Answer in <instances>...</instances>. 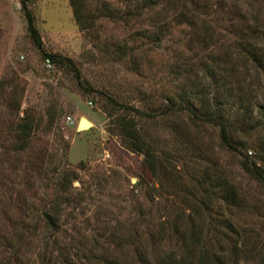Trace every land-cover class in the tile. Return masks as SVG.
<instances>
[{
	"label": "rangeland",
	"instance_id": "obj_1",
	"mask_svg": "<svg viewBox=\"0 0 264 264\" xmlns=\"http://www.w3.org/2000/svg\"><path fill=\"white\" fill-rule=\"evenodd\" d=\"M87 1L97 12L101 0ZM107 1L119 9L118 16L98 15L88 31L75 21L69 0H30L44 49L70 57L76 74L44 58L28 35L19 0H0V233L15 228L8 216L37 218L52 200L63 207L61 242L71 235L98 234L103 239L102 233L140 230L172 218L182 208L180 198L192 197L190 186L204 165L198 164L202 154L195 147L200 137L215 162L210 164L232 180L252 206L251 212L234 214L227 207L218 209L262 238V250L264 184L241 169L237 154L221 146L216 127L193 125L175 106L173 112L166 110L167 96L184 84L179 79L188 61L193 59L200 73L206 69L200 65L206 50L188 44L193 28L177 23L169 11V29L154 44L143 29L154 30L163 2L145 8L141 19L126 20L124 11L131 4ZM207 1L198 24L210 23L208 41H217L218 52L234 50L236 55L238 41L247 38L264 46V0ZM237 54L243 71L242 55ZM188 75L198 81L195 72ZM135 109H156L158 115L147 118ZM66 115L74 122L67 123ZM22 118L31 119L33 128L27 147L15 150V127ZM124 122L145 125L141 131L158 140L159 148H153L161 151L156 154L159 169L153 170L144 153L127 146L119 130ZM182 135L187 150H182ZM22 229L25 239L32 238L28 253L34 257L38 235L45 233ZM4 257L0 253V264ZM241 264H264V252Z\"/></svg>",
	"mask_w": 264,
	"mask_h": 264
},
{
	"label": "trees",
	"instance_id": "obj_2",
	"mask_svg": "<svg viewBox=\"0 0 264 264\" xmlns=\"http://www.w3.org/2000/svg\"><path fill=\"white\" fill-rule=\"evenodd\" d=\"M19 1L28 35L42 50L44 58L67 66L77 74L78 69L70 57L44 49L35 15L29 6L30 0ZM125 1L131 4L124 11L126 20L141 19L145 8L163 2V9L157 10L162 15L154 23V30L143 29V34L152 39L154 44L159 43L169 29L170 20L166 19L169 11L177 23L193 28L188 44L191 47L199 44L206 50V58L200 64L205 65L206 69L201 68L200 73V69H194L193 59L188 61L179 79L184 84L181 89L167 96L166 110L173 112L175 106L179 113L187 114L193 125L216 127L221 146L237 154L241 169L264 184V46L247 38L238 41L236 55L234 50L218 52L217 41H208L213 32H209L211 28L207 24L210 23L202 24L206 26L198 24L199 10L209 6L207 0ZM69 2L75 21L80 28L88 31L93 28L98 15L115 18L119 13V9L107 0H101L97 12L91 11L87 0ZM237 53L242 55L245 65L243 71L239 68L241 64L237 61ZM192 72H195L198 81L195 82L188 75ZM187 81H191L190 85H186ZM253 81L255 84L252 87ZM135 110L138 115L151 119L158 115L156 109ZM32 124L33 121L27 118L16 123L15 150L27 147ZM136 124L139 127L124 122L120 124L119 130L126 137L129 148L144 153V159L150 167L159 169L161 160L156 154L161 151L153 148L158 147V140L146 129L141 131L140 127L145 128V125ZM181 139L185 144L182 150H187L189 143L183 135ZM200 142L199 137L195 147L202 154L198 164L204 165L199 177L190 186L189 194L192 197L180 198L182 208L173 213L172 218L165 217L156 225L140 230L135 227L117 234L112 231L107 235L102 233L100 236L103 239L98 234L91 237L71 235L70 239L61 242L59 231L63 207L60 201L52 200L49 205H43L37 218L25 220L8 216L7 219L15 228L11 232L0 233V253L5 255L4 263L1 264H35L37 259L38 264H241L242 261L255 259L264 252V248L261 250L262 238H257L231 215H225L218 209L227 207L231 214L243 210L251 212V203L247 197L241 196L232 180L222 174L215 164H210L215 162L211 161ZM18 223L21 229H18ZM22 228L31 234H38L35 233L36 228L45 233L41 237L38 235L39 249L34 257L28 253L32 238L25 239Z\"/></svg>",
	"mask_w": 264,
	"mask_h": 264
},
{
	"label": "built area",
	"instance_id": "obj_3",
	"mask_svg": "<svg viewBox=\"0 0 264 264\" xmlns=\"http://www.w3.org/2000/svg\"><path fill=\"white\" fill-rule=\"evenodd\" d=\"M48 60V59H47ZM66 122L71 124L74 122V118L71 116V115H66V118H65Z\"/></svg>",
	"mask_w": 264,
	"mask_h": 264
}]
</instances>
